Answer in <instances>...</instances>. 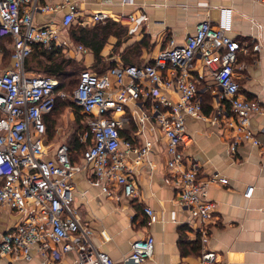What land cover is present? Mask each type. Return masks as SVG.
I'll list each match as a JSON object with an SVG mask.
<instances>
[{
	"label": "built area",
	"instance_id": "2783aa9c",
	"mask_svg": "<svg viewBox=\"0 0 264 264\" xmlns=\"http://www.w3.org/2000/svg\"><path fill=\"white\" fill-rule=\"evenodd\" d=\"M105 0H0V54L4 48L10 60L0 67V208L21 217L20 222L3 235L0 255L10 261L31 262L35 254L43 264H61L73 254L74 264H143L153 258L155 239L148 236L132 245L127 257L118 262L100 249L95 230L74 208L73 178L90 171V184L107 197L134 200L139 194L130 178L131 161L141 163L148 156L151 143L139 144L123 136L131 120L141 126L159 129L166 139L167 169L177 189L179 205L193 219L208 222L214 218L216 205L207 194L211 184H227L225 178H202L201 164L188 161L186 149L194 143L188 133L187 119L209 120L203 110L201 90L195 72L199 59L208 68L219 90L214 91L217 113L234 133L229 142L233 152L243 143L261 146L251 130V118L260 113V101L241 94L235 66L241 44L211 20L198 24L183 44L174 43L161 50L152 63L144 66H115L105 74L86 69L73 94V100L87 120L88 130L80 136L87 148L81 164L71 161L68 143L55 151L47 141L45 116L56 108L58 99L68 94L59 90L52 77L37 76L26 68L35 45L51 51L65 44L62 29L78 25L91 28L113 21L110 13L94 11L91 6ZM133 0H123L130 4ZM264 4V0H259ZM139 14L122 13L119 23L127 26L130 36H140L149 23L144 7ZM62 14L59 22L37 25L38 15ZM262 50L260 44L254 52ZM78 54H87L83 45ZM175 96V97H174ZM152 123V124H151ZM150 124V125H148ZM52 152V153H51ZM251 188L246 195L252 197ZM151 223L154 211L146 207ZM104 242L112 237L105 230ZM200 264H219L217 253L205 251Z\"/></svg>",
	"mask_w": 264,
	"mask_h": 264
},
{
	"label": "crops",
	"instance_id": "0c3cea01",
	"mask_svg": "<svg viewBox=\"0 0 264 264\" xmlns=\"http://www.w3.org/2000/svg\"><path fill=\"white\" fill-rule=\"evenodd\" d=\"M46 1L54 4L62 0ZM141 7L146 9L150 19L145 33L151 41V51L144 52L145 63L153 62L157 54L172 43L183 44L196 26L206 20H211L241 44L243 49L238 53L235 66L236 79L241 94L260 101L263 106V110L251 118V130L261 146L243 143L235 152L231 150L229 142L234 133L221 117L218 122L213 121L218 111L213 93L219 88L210 70L198 59L194 75L203 107L208 102L204 114L209 120L187 119V130L194 143L186 149V160L201 164L202 178L228 180L227 184L216 182L208 188L207 196L216 205L214 218L201 222L179 205L178 191L167 169L165 137L156 128L140 131L141 126L134 120L124 129L123 136L135 138L141 145L151 143L150 153L141 163L131 161L129 176L136 185L138 199L107 197L90 184L91 172L82 171L73 178V206L94 228L95 242L100 249L118 262L129 255L134 242L152 236L155 239L153 258L143 264H200L205 251L217 253L219 264H264V4L259 0H133L124 5L123 0H105L91 9L106 11L112 22L123 25L119 23L120 15L139 14ZM61 17L62 14L38 15L36 22L44 26L59 22ZM130 37L123 48L141 41V34ZM116 43L117 38L111 37L106 53ZM257 43L261 45L260 52L253 51ZM90 51L82 57L83 64L99 73L93 70L95 56ZM5 57L0 58L1 66L7 64ZM58 131L53 142L55 147L52 145L54 151L63 141L70 144L65 140L71 136H62L59 125ZM76 163L81 164V159ZM251 188L254 189L252 197L247 198ZM146 207L154 211L155 222L151 223L145 214ZM20 220L18 214L0 208V242ZM101 230L112 237L109 242L103 241L99 235ZM75 260L76 256L70 254L63 257L61 264H74ZM0 264H43V259L35 254L31 262L10 261L0 255Z\"/></svg>",
	"mask_w": 264,
	"mask_h": 264
},
{
	"label": "trees",
	"instance_id": "16d2710c",
	"mask_svg": "<svg viewBox=\"0 0 264 264\" xmlns=\"http://www.w3.org/2000/svg\"><path fill=\"white\" fill-rule=\"evenodd\" d=\"M78 28L79 29H75V27L72 26L68 30L67 29H62V30L69 33V36H68L69 41L71 40V42L74 41L75 43H78L79 45H83L86 49H89L94 53L95 62H96L94 65V68L95 67L97 68L99 65L101 66V63L103 62L102 52L104 50L106 43L111 37H115L119 39V41H121L124 38L121 42H119L118 47H123V45L129 41L128 39L129 37L126 36L128 32L127 30L128 28L116 22L110 21L105 24H97L95 25V27L93 26V28L92 27L84 28L81 26H78ZM134 46H137L136 50L138 49L141 50L140 53L144 54L145 51L150 52L151 51V41L149 39V36L145 32H142L141 41L132 44L130 47L128 46L127 50L132 49ZM1 47L4 48L5 56L8 58V62H9L10 52L6 49L5 43H2ZM125 51H126V48H125ZM123 60L125 62V65L123 66H126V67L127 66H144L146 64L152 63L150 62V63H143V64H135L134 63L135 61H133V58H131L129 54L127 57L126 56L123 57ZM113 67L115 66H112L105 70H95V71L99 72L100 74H104ZM26 68H27V71L32 74L34 73V71H36L34 68L36 69L40 68V71L44 74L40 76L52 77V78L57 79L60 83L59 90L68 93L69 89L71 90L73 86L76 84H77L76 86V89H77L79 82H80L81 74L79 76L78 81H70L69 83H67L66 80L71 76H75V74L80 69H83V65L78 63V61L76 60L66 59L63 55V51L61 48H54L53 50L48 51V50L43 49L39 45H35V47L33 48V54L27 61ZM84 70L86 69H83L82 72ZM67 100L68 99H58L55 110L50 115L45 116L44 121L47 125V136L53 134V132L55 131V128L58 126L56 115L57 113H59V109L61 107L66 108V107L74 106L72 102H66ZM207 106H208V102H206V104L204 103L203 110L207 108ZM76 109H77L76 111H77V117H78L77 120L80 122L81 120L80 114L82 112V108L76 107ZM84 129L82 130L84 131ZM79 135L80 133H75L71 143L69 144L70 152H71V161L73 163L78 162V160L82 157L83 152L87 148L86 146L81 145ZM82 149H83V152L81 153V156L78 159L79 157L78 152H81Z\"/></svg>",
	"mask_w": 264,
	"mask_h": 264
},
{
	"label": "rangeland",
	"instance_id": "374dc122",
	"mask_svg": "<svg viewBox=\"0 0 264 264\" xmlns=\"http://www.w3.org/2000/svg\"><path fill=\"white\" fill-rule=\"evenodd\" d=\"M73 27H75V29H79L78 28V25H75ZM61 35H62L61 37L63 38V40H64V38L67 39V42L65 41V44L63 46H61V49L63 51L64 57L66 59L76 60V61H78V63H80L81 65H83V69H88V68H86L84 66V64H83V58H82V57L86 56L88 53L87 54H79V55H77L78 54L77 48H78L79 44L78 43H75L74 41L71 42V40L69 41L68 40L69 33L66 32V31H63L62 30V34ZM126 36L127 37H130V35H129L128 32H127ZM109 40L106 43V45L104 47V50L102 52L103 62L101 63V66L99 65L97 68L96 67L93 68V70H105V69L110 68L112 66L125 65V62L123 60V57H125V56L127 57L128 54L131 56V58H133V61H135L134 62L135 64H143V63L146 62L143 59L145 57V55L143 53H140L141 50L140 49L136 50L137 46H134L130 50H127V48H126V51H125V48L118 47L119 42L122 41V40L119 41V39H117V43L106 53V47L109 44ZM6 47H7V45H6ZM122 49H124V50L122 51ZM0 58H1V54H0ZM5 63H8V58L7 57H5ZM34 66H36V65H34ZM34 69L36 70L33 73L34 75H37V76L44 75L40 71V68H38V69L34 68ZM83 69H80L75 74V76L69 77L66 80L67 83H69L70 81H78L79 76H80V74H81V72H82ZM76 86H77V84L74 85L71 90L69 89V91L67 93L68 94V98H67L68 100L66 101V102H72L74 104V106H70V107H66V108L65 107H61L59 109V113H57V115H56L57 124L62 127V132H63V135L62 136H64L65 134L68 135V137L71 136L70 139H66L65 140V141L70 142V143H71V140L73 139V136L75 135V133H80V135H79V138H80V136H82L88 130L87 120H86L85 115L83 114V112H81V114H80V116H81L80 122L77 120L78 117H77V111H76L77 109H76V107H78V106L75 103V101L73 100V96H72L73 95V92H75L74 90L76 89ZM56 128H58V126ZM56 128H55V131L53 132V134L49 135V137H48V138H50L49 139V146L51 145L50 146L51 149H52L51 151L54 150L52 148V145L54 144L53 142L55 141L56 136L59 135V131L56 132ZM82 129H84V131ZM64 143H66V142H64ZM81 145L82 146H85L82 143H81ZM53 147H55V146L53 145ZM83 149H84V147H83ZM83 149L81 150V152H78V156H79L78 159L80 158L81 153L83 152Z\"/></svg>",
	"mask_w": 264,
	"mask_h": 264
}]
</instances>
